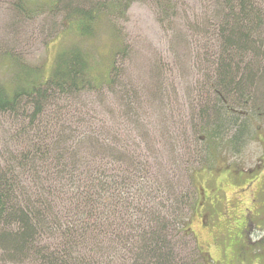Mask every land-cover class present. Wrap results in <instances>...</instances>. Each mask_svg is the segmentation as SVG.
<instances>
[{"label":"trees","instance_id":"trees-1","mask_svg":"<svg viewBox=\"0 0 264 264\" xmlns=\"http://www.w3.org/2000/svg\"><path fill=\"white\" fill-rule=\"evenodd\" d=\"M154 1L169 20L179 13L173 0ZM214 5L201 26L215 37V99L196 104L190 118L170 117L164 146L144 120L142 94L119 83L125 42L104 73L76 45L59 53L49 77L21 65L12 86L1 87V260L207 264L192 229V174L227 132L235 147L250 134L255 113L244 109L256 67L247 65L240 78L233 67L247 53L261 57L256 42L264 32V0ZM89 15L75 20L82 38L91 33Z\"/></svg>","mask_w":264,"mask_h":264},{"label":"rangeland","instance_id":"rangeland-1","mask_svg":"<svg viewBox=\"0 0 264 264\" xmlns=\"http://www.w3.org/2000/svg\"><path fill=\"white\" fill-rule=\"evenodd\" d=\"M173 1L179 13L169 20L154 0H0V89L12 86L21 65L49 77L59 53L76 45L104 73L114 48L125 42L128 55L118 57L119 83L142 94L144 120L157 127L152 135L164 146L170 117L190 118L196 104L214 101L209 83H215L217 68L215 37L201 26L210 8L213 16L215 0ZM84 13H90L91 33L82 38L75 20ZM257 39L261 57L247 53L233 67H239L238 78L247 65L256 67L252 101L244 109L255 113L250 134L235 147L228 144L233 131L227 132L192 174V229L207 264H264V32ZM110 105L119 108L114 96ZM4 146L0 142V149ZM201 190L214 202L204 217L195 210ZM0 264L12 263L4 258Z\"/></svg>","mask_w":264,"mask_h":264},{"label":"flooded vegetation","instance_id":"flooded-vegetation-1","mask_svg":"<svg viewBox=\"0 0 264 264\" xmlns=\"http://www.w3.org/2000/svg\"><path fill=\"white\" fill-rule=\"evenodd\" d=\"M205 191L206 190L199 191L198 202L195 208L198 214L201 215L202 217L206 216V214H204L206 212V207L208 208V207L214 206V202H211L210 204L212 197L205 195Z\"/></svg>","mask_w":264,"mask_h":264}]
</instances>
